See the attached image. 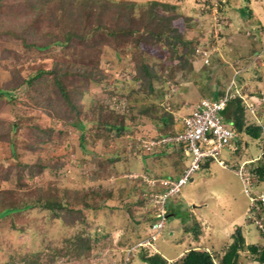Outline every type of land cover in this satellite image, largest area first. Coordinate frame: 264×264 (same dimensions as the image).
Listing matches in <instances>:
<instances>
[{
	"label": "rangeland",
	"instance_id": "obj_1",
	"mask_svg": "<svg viewBox=\"0 0 264 264\" xmlns=\"http://www.w3.org/2000/svg\"><path fill=\"white\" fill-rule=\"evenodd\" d=\"M153 2L192 42V55H180L181 47L176 54L165 37L153 36L156 24L129 36L137 26L125 19L126 7L135 4L134 23H141ZM232 81L246 124L260 126L264 0H0V89H15L0 99V212L38 202L0 217V264H148L143 256L154 254L176 264L180 250L199 244L188 229L202 210L217 230L235 219L209 253L214 264L238 232L245 248L238 264H261L248 248H263L264 233L248 215L237 169L252 162L249 191L264 192L254 172L264 163V130L237 156L226 150L210 169L203 164L194 182L168 199L174 215L155 242L151 234L150 188L162 191L161 181L178 176L185 162L179 148L150 152L143 142L181 132L193 107ZM119 124L128 127L120 134L112 128ZM221 159L238 168H224ZM211 178L223 188L219 197L209 192ZM194 198L203 209H194ZM48 201L64 206L47 208Z\"/></svg>",
	"mask_w": 264,
	"mask_h": 264
},
{
	"label": "built area",
	"instance_id": "obj_2",
	"mask_svg": "<svg viewBox=\"0 0 264 264\" xmlns=\"http://www.w3.org/2000/svg\"><path fill=\"white\" fill-rule=\"evenodd\" d=\"M235 84L236 82L232 81L224 96L218 100L201 99L190 114L183 119L181 132L159 138H148L143 142L144 148L150 152L170 143L183 144L184 152L189 157L188 164L178 179L171 177L163 179L161 181L162 191L155 192L154 186L150 188L151 200L154 201V222L150 225L154 242L159 238L167 221L168 199L180 193L182 186L192 180L193 175L201 169L202 164L207 160L217 158L226 149L232 152L236 151L235 143L239 139L240 133L232 124H226L223 115V111L231 100L243 97ZM218 162L224 167L228 166L224 160ZM238 167L235 169L242 179L250 200V206L247 209L248 215L253 219L252 222L256 228L264 233V192L252 194L249 189L254 185V182L252 183L249 176V167L247 165Z\"/></svg>",
	"mask_w": 264,
	"mask_h": 264
},
{
	"label": "trees",
	"instance_id": "obj_3",
	"mask_svg": "<svg viewBox=\"0 0 264 264\" xmlns=\"http://www.w3.org/2000/svg\"><path fill=\"white\" fill-rule=\"evenodd\" d=\"M46 3H50V0H46ZM135 4L129 5L130 12L128 13L129 16H127L125 19L132 21L133 24L137 26V29L135 31H129L130 35H134L135 32L138 31L139 28H145V30L148 32L149 30V25L150 24H156L159 28V33L153 34V36H158L156 38H166L167 45H169L173 52L176 54H179L178 49L181 47L182 52H180V55H183L184 57H187V55H192L191 52V45L192 42L185 40L181 33L179 34L178 31L174 28V26L171 25V22L174 21V18H169V16L165 15L164 11H159L156 6H158V3L153 2L152 4H149L150 8H147L143 10L142 14V22L140 23H134L136 22L135 13H136V8L134 7ZM124 10V9H123ZM158 10V11H157ZM245 10V9H244ZM116 34V33H115ZM125 35V33H124ZM174 35V36H172ZM58 44H61L62 42L57 41ZM188 54H187V53ZM44 70H40V73H38V76H40L42 73H44ZM51 72V71H50ZM54 72V71H52ZM65 75H68L72 73L71 71L65 72ZM80 75L82 76H88L87 73L81 72ZM37 76V75H36ZM56 78L58 77H63L60 73L57 72L55 75ZM32 81V79L30 80ZM63 82H59L60 90L62 94L69 99V96L67 95L65 87L62 85ZM15 89L12 90H5V89H0V99L3 97H9L12 95ZM225 91L223 90L222 92L215 91L212 93V96L210 99L213 100H218L220 97L224 96ZM244 102L243 99L238 97L235 100H231L228 105L226 106L225 110L223 111V115L225 116L224 120L226 121V124H232L240 133L244 132L253 139H260L263 133V126H258L256 124H246L245 119H244ZM232 117L230 118L229 117ZM162 120L165 122L166 120L164 117ZM231 120V121H229ZM13 128H16V124H13ZM114 129H117V133H121L128 127L125 124H119V126L114 125L112 127ZM119 131V132H118ZM84 137V136H83ZM167 149H170L169 146L166 147V150L163 149V151H167ZM182 151V150H181ZM209 165V164H208ZM183 173V170L180 171ZM257 177H259L260 180H264V163L262 162L258 168L255 170ZM57 202V201H55ZM57 204V203H56ZM38 202L37 200H33V202H25L21 204L20 206H13V207H7L0 212V217L12 214L13 212H19L27 209H32L37 207ZM44 206L47 208H56V207H63V204H52V202H44ZM100 207H103V205H99ZM150 219V225L154 222V216L153 214L151 217L149 216ZM142 250L148 252L149 250L142 246ZM244 250V241L240 236V233L238 232V235L235 236V241L229 246V249L227 252L223 255L221 259V264H238V259L240 257V250ZM249 251L252 252V254L255 256L257 261H259L261 264H264V247L259 248L258 246L251 245L248 248ZM144 262H147L148 264H167L166 259H164L160 254H154L151 256H146L142 258ZM176 264H214V259L213 257L205 251L197 250V249H191L188 251V253L183 257L180 258L179 261Z\"/></svg>",
	"mask_w": 264,
	"mask_h": 264
},
{
	"label": "crops",
	"instance_id": "obj_4",
	"mask_svg": "<svg viewBox=\"0 0 264 264\" xmlns=\"http://www.w3.org/2000/svg\"><path fill=\"white\" fill-rule=\"evenodd\" d=\"M192 111V110H191ZM190 114V113H189ZM230 117V115H229ZM232 118V117H230ZM231 121V120H229ZM257 123L260 125V126H263L264 128V119H261L260 120H257ZM247 124H249L247 122ZM240 139L236 142V146L238 147V151L236 153H234L233 155H236L238 154L239 151H242L243 148H248V143L250 141V139H253L252 137H250L249 135H247L246 133L242 132L240 133ZM262 137V136H261ZM261 139V138H260ZM179 146L181 145H171L170 148H171V151L174 150V148H178ZM230 152V150H227ZM183 153L184 155V162H185V167L187 166L188 164V160H189V157L184 153V152H181ZM231 153V152H230ZM232 154V153H231ZM259 158V157H258ZM257 158V159H258ZM234 160H237V159H234ZM249 163L248 164V167L249 165L252 163V162H249V161H246V163ZM259 163V162H258ZM258 163H253V165H258ZM236 164H239V163H235L234 167L236 168ZM211 166V164H210ZM184 167V168H185ZM184 168L182 167L180 169L181 170H184ZM210 169V167H208L207 169L205 170H208ZM232 169V168H231ZM204 170V169H203ZM179 171V174L178 176L176 177H172V176H168L166 178H173V179H178L180 176H181V172ZM235 174V172H233ZM201 178L204 179L201 175ZM205 180V179H204ZM207 180V179H206ZM194 182V180H193ZM208 182H209V187H210V194L211 195H216L217 197H219V193L221 194V192H223V188L221 190L218 189V187H216L214 185V178H211V179H208ZM194 202V209H203L204 207L201 206L200 204L202 203L203 205H205V202L203 200H197L196 198H194V200L192 201ZM236 199H233L232 201V206L234 205H237L236 203ZM197 203H200V204H197ZM167 209H168V218L173 214V211L168 207L167 205ZM233 221L235 222V219H232V221L228 222L227 224L228 225H224L222 224V227L220 230H217L215 229L214 227V222L212 220V218L207 215L203 210L202 212H200L199 215L196 216V220H195V223L193 224V227L192 228H189L188 231L190 232H193L194 233V241L197 242L199 241L197 245L195 244H192L191 243V246H189L188 248H184L182 250H180L177 254H176V259L179 260V258L185 253L187 252L189 249H203V251L205 252H208L210 253L211 250H217L216 247H219V245L222 244V241L223 239H227V237L229 236V233H230V229L232 228V223ZM172 235H174V232H171ZM226 237V238H225ZM212 239H215L213 243L209 244L208 245H205L207 243H209ZM181 255H180V254Z\"/></svg>",
	"mask_w": 264,
	"mask_h": 264
},
{
	"label": "clouds",
	"instance_id": "obj_5",
	"mask_svg": "<svg viewBox=\"0 0 264 264\" xmlns=\"http://www.w3.org/2000/svg\"><path fill=\"white\" fill-rule=\"evenodd\" d=\"M231 125V124H230ZM182 131V130H181ZM238 131V130H237ZM179 131H177V132H175V133H173V134H176V133H178ZM239 132V131H238ZM240 133V132H239ZM173 134H166V135H163V136H168V135H173ZM239 139H240V137H239ZM238 139V140H239ZM237 140V141H238ZM171 145H181V146H179L178 148L179 149H181L182 150V152H184V149H183V144H177V143H170V144H167L166 146H164L163 148H166L167 146H171ZM235 145H236V143H235ZM226 150H228V149H226ZM226 150H224V151H226ZM238 151V147L236 146V151H234V152H232V151H230L232 154H234V153H236ZM154 152V151H153ZM185 153V152H184ZM221 160H223V159H221ZM259 160H261V158H258L256 161H258L259 162ZM214 161V159H210V160H207L204 164H205V167H204V169H207L208 167H210V164H212V162ZM225 161V160H224ZM226 162V161H225ZM219 163V162H218ZM227 163V162H226ZM209 164V165H208ZM247 165L249 164L248 162L246 163ZM227 167H224V168H229V169H231V168H234L235 169V167H231L228 163H227ZM222 166V165H221ZM202 167H203V164H202ZM202 167H201V169H202ZM256 168H258L257 166H255V168H254V172H255V170H256ZM185 169V168H184ZM201 169L199 170V171H201ZM184 171V170H183ZM198 171V172H199ZM197 173V172H196ZM256 173V172H255ZM165 179V178H164ZM193 181V178H192V180H191V182ZM168 205V204H167ZM167 221H168V209H167ZM166 221V222H167ZM165 227H166V224H165ZM164 227V228H165ZM164 230V229H163ZM162 230V231H163ZM144 247H146V246H144Z\"/></svg>",
	"mask_w": 264,
	"mask_h": 264
}]
</instances>
